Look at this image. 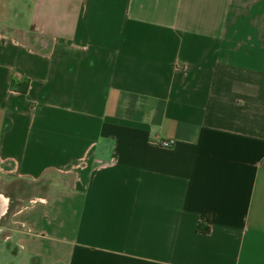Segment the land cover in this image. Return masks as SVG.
<instances>
[{"label": "crops", "instance_id": "obj_1", "mask_svg": "<svg viewBox=\"0 0 264 264\" xmlns=\"http://www.w3.org/2000/svg\"><path fill=\"white\" fill-rule=\"evenodd\" d=\"M0 194L40 264H264V0H0Z\"/></svg>", "mask_w": 264, "mask_h": 264}, {"label": "rangeland", "instance_id": "obj_2", "mask_svg": "<svg viewBox=\"0 0 264 264\" xmlns=\"http://www.w3.org/2000/svg\"><path fill=\"white\" fill-rule=\"evenodd\" d=\"M25 186L27 189L30 185L25 183ZM14 195L15 193H12V196ZM0 264H40V260L35 256L25 254L15 240L0 241Z\"/></svg>", "mask_w": 264, "mask_h": 264}, {"label": "trees", "instance_id": "obj_3", "mask_svg": "<svg viewBox=\"0 0 264 264\" xmlns=\"http://www.w3.org/2000/svg\"><path fill=\"white\" fill-rule=\"evenodd\" d=\"M26 85H27V82H23V86H20L19 83H16L14 80L11 82V86L14 87V88H19L21 90H25L26 89ZM197 227H200V224L198 223Z\"/></svg>", "mask_w": 264, "mask_h": 264}, {"label": "bare ground", "instance_id": "obj_4", "mask_svg": "<svg viewBox=\"0 0 264 264\" xmlns=\"http://www.w3.org/2000/svg\"><path fill=\"white\" fill-rule=\"evenodd\" d=\"M6 207V200L5 198L0 194V215L3 213Z\"/></svg>", "mask_w": 264, "mask_h": 264}, {"label": "built area", "instance_id": "obj_5", "mask_svg": "<svg viewBox=\"0 0 264 264\" xmlns=\"http://www.w3.org/2000/svg\"><path fill=\"white\" fill-rule=\"evenodd\" d=\"M173 142H174V139L173 138H165V139H161L159 141V143L161 145H165V146L171 145Z\"/></svg>", "mask_w": 264, "mask_h": 264}]
</instances>
